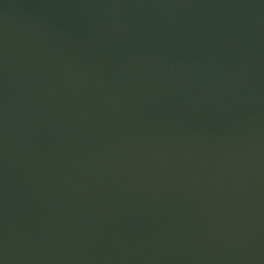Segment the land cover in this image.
Here are the masks:
<instances>
[{"label": "water", "instance_id": "obj_1", "mask_svg": "<svg viewBox=\"0 0 264 264\" xmlns=\"http://www.w3.org/2000/svg\"><path fill=\"white\" fill-rule=\"evenodd\" d=\"M0 264H264V0H0Z\"/></svg>", "mask_w": 264, "mask_h": 264}]
</instances>
